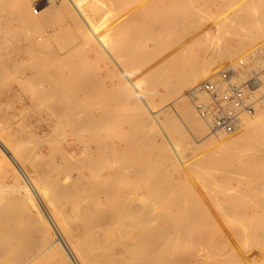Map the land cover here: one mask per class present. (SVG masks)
I'll return each instance as SVG.
<instances>
[{
  "label": "rangeland",
  "instance_id": "rangeland-1",
  "mask_svg": "<svg viewBox=\"0 0 264 264\" xmlns=\"http://www.w3.org/2000/svg\"><path fill=\"white\" fill-rule=\"evenodd\" d=\"M54 1L49 4L51 6L43 10V7L47 6L46 0H0V137L6 138L5 140L9 141L18 151L19 149L23 150L21 158L25 168H27V173L35 177L34 187L41 191V196H43L42 198L38 194L40 196L38 200L42 205H45L48 201L49 209L56 213L59 222L61 221L60 223L67 229L69 235L72 238L74 237V242H77L76 245L82 247L85 243L88 244L89 238L95 237L96 240L92 241L94 243L89 242L91 245H89L90 248L88 246V251H82L81 253L85 259L95 256L100 260L101 256L104 255L106 258L112 257L115 261L99 262L98 264H128L130 262L125 255H132V251L125 250L124 255L119 258L116 255L124 250L123 242L131 244L135 242L134 235L126 233L121 235L122 224L125 222L119 218H110L104 215L102 210V206L110 208L112 204H116L118 198L108 200L100 196L96 190L97 186L103 183L110 184L111 178L108 175L110 168L104 164H98L94 169L89 168L86 165L87 162H85L84 156L75 155L74 152H83L87 147L93 149V155H100V151L97 150V144H99L97 138L100 140V144H103L102 147L105 152H109L110 146L113 145L117 151V166L121 167L125 163L126 166H131L129 168L132 170L130 177H119V181L116 180L114 186L120 190H128V192L134 194H132V198H136L141 204L145 203L144 205L153 207L155 216L149 217V221L152 223L156 221L157 223L168 224L181 220L187 221L188 218L183 217L181 211L176 212V204L178 203V207L179 204L184 205L185 203L187 206L192 204V201L189 203L185 199V195L183 196L188 191L191 193L192 190L185 185L188 183L187 174L188 176L195 174L196 178L200 179L201 176L205 178L218 173L212 170L213 161L202 163L201 166L197 165V160L213 141L208 136L197 135L191 124H187L180 113V109L183 103L189 100L186 97L179 100L177 99L178 92H168L167 85L158 81L151 72V68H153L151 64L155 61L159 65L160 73L166 76L176 75L177 73L173 69L177 67L190 72L193 70V63H197L199 66L208 65L211 68L208 75L215 74L226 68L231 62L242 57V55L257 47L264 46V5L258 9L253 3L249 5L250 1L247 2V0H97L102 4L100 3L101 6L100 4H97L99 6L96 5L98 7L95 10L98 16L96 19L100 23L106 18L112 19V22L109 19L107 20L109 24L104 20L101 24L102 27L100 25L102 34L111 39L110 41L106 37L109 44L114 47L115 56L123 66H127L129 62L132 63L131 66H127L129 74L145 95L146 100L150 103L149 105L157 108L158 117L164 126L163 132L167 130L172 134L173 138L169 143L166 139L163 142L159 140V136L162 135L161 126L151 119V115L146 109L143 113L137 111V107H134V98L128 90H122L116 94L114 105L108 110L109 119L106 125L100 128L99 131L97 130L96 133L86 129H73L67 122L68 117H71L69 112L57 113L48 107L46 101L41 97L49 94L45 89V85L40 81L39 70L43 66L33 63V59L37 58L43 50L57 49L58 41L54 38L56 33L64 35L66 42L73 46L77 58H81L86 43V39L80 31L74 29L71 25L70 16L66 11L61 14L52 12V6L57 3V0ZM34 5H39L38 13L33 11ZM197 6L202 8L200 9ZM108 11L109 15L107 14L105 18L104 16ZM258 13L260 14L258 15ZM133 19L134 22H128ZM70 25L71 27H69ZM253 25L255 28H253ZM130 27L132 31L133 29L145 28L152 33V35L146 37L148 39L144 37L142 43L141 40L133 42L137 48L134 51L135 57L132 60L128 53L123 55L115 48V45L120 42L122 34L131 33ZM107 31L108 33H106ZM137 43L146 46V48H142ZM98 50L97 57L94 54H91V56H95L94 58L99 62H104L105 57L103 58V56L106 54L102 53L101 49ZM145 50L150 52L146 53ZM226 54H228V57L225 56ZM136 71H139V73L137 74ZM116 81L119 82L118 77ZM99 82H94L95 92H103L102 84L111 85V79L107 76L104 81L100 82L101 85ZM188 103L197 114L193 102L189 101ZM131 105L133 106L131 107ZM95 112L98 113L99 111L96 110ZM142 114H146L150 118L149 123L134 120ZM197 115L200 117L199 114ZM263 115L264 111L259 112L254 121L234 135L213 136L216 140L219 138H233L251 128L252 124ZM208 134L211 135L209 130ZM143 136L145 140H142L144 139ZM261 139L264 142V130L245 143H240L236 147V152L239 154H236L232 159L229 157L240 171L234 176L221 175L222 173L219 172L220 175L216 181L201 192L202 197H206L208 202H211L214 198L228 202L230 200L229 192L232 189H248L252 192L248 198V200L250 199V205L242 207L243 204L236 202L235 207L226 217L214 218L210 223L203 226L194 224L192 229L195 230V240L181 243L179 246L180 264H264V206L261 204L264 200V177L259 176L261 173L264 174V168L258 169L260 163L257 155L260 150L258 144L256 146L254 144ZM173 145L176 147V151L172 148ZM141 147L144 149H141ZM1 149L2 147H0V227L3 222L6 225L9 222L13 228H10L11 225L10 227H8L9 225H3L2 228L4 229L0 230V237L2 236L0 238V264H6L14 262L15 249L19 244L21 246L27 244L29 246H23L26 248L32 246L33 249H36L45 241L55 239L56 233L54 228L44 221L43 217L40 218L39 213L30 203L29 193L25 188L26 178L14 167L12 161ZM65 150L72 152L75 156H68L66 163L62 161V164L57 165L56 160L63 157ZM19 153L21 154V151ZM44 153L46 155H43ZM179 155L184 156V165L188 161L186 165L193 164L195 167L188 168L186 172L177 173L171 160L174 161L176 158V163H179ZM239 155L242 157L240 160ZM127 160L129 161L127 162ZM97 172L103 174V176ZM99 175L103 179L96 178ZM55 178H58L57 181H55ZM54 184H57L58 187L57 185L54 187ZM129 187L130 189H128ZM58 189L60 192L57 191ZM169 191L171 193H168ZM64 192L66 194H62ZM17 194L20 197L24 195L26 198L22 197L21 203L16 199V202H18L16 204L13 197L19 196ZM197 194L195 193L196 196ZM154 204H158L161 208L157 205L155 207ZM4 206L6 207L3 209ZM12 208H18L20 212H15ZM10 214L14 217H11ZM156 222L155 224H157ZM241 223L249 227V231L251 230L250 236L242 237L241 233H229L230 226L234 224L238 226ZM33 229L35 233H33ZM30 230L31 233H29ZM91 230L93 233H91ZM109 230L113 233L116 232L114 233L115 238L113 241H105L101 246L97 237L100 239ZM168 231L172 234L173 231L175 232V227L168 226ZM26 233H29L28 237L30 239L27 238ZM32 234L35 235L32 236ZM89 234H92V236L89 237ZM33 238L38 240L35 242ZM31 241L35 244L33 245ZM38 241L40 242L38 243ZM149 241L142 240L138 242L139 244L137 243L139 253L146 255L151 253L148 248ZM168 252L166 250L165 255L168 256ZM63 253L64 251H58L53 257L46 254L39 258L35 264H70L71 262L67 261ZM6 257L8 258L6 259ZM170 262L172 264V261Z\"/></svg>",
  "mask_w": 264,
  "mask_h": 264
},
{
  "label": "bare ground",
  "instance_id": "bare-ground-1",
  "mask_svg": "<svg viewBox=\"0 0 264 264\" xmlns=\"http://www.w3.org/2000/svg\"><path fill=\"white\" fill-rule=\"evenodd\" d=\"M6 1H8V0H6ZM95 1H97V0H95ZM95 1L94 0H88V1H86V0H84V1L83 0H57V3H55L52 6L51 9H52V12L54 14H61L64 11H66L69 14L70 19H71V21H70L71 25H73L74 29L80 31V33L82 34L84 39H86V43H85V46L83 47L84 49H83V54H81V58H77V56H75V54H74L73 46H71V44L67 43L66 42L67 40L64 37V35L59 32L60 34H58V33L54 34V38L56 39V41H58L57 49L51 50V51H45L42 49L43 51L40 53V55L37 58L33 59V63L40 65V66H43L39 70L40 74L39 73L38 74L41 76L40 81H42V83L45 85V89H47V92L49 93L46 95H42L41 97L43 98V100L46 101V104L48 105V107H50L53 111H55L57 113L69 112L71 117H68L67 122L73 129H75V130L86 129V130H89V131L96 133L97 130L99 131L100 128H102L104 125H106V122L109 119L108 118L109 117L108 116L109 115L108 110H109V108H111L114 105V102H115L114 99H115L116 94L120 93V91H122V90H125V91L128 90V91H130V94H132V97L134 98V107H137V111L139 110L138 112L141 111L143 113V112H145V109H146L148 111V113H150L151 119H153L154 122L158 123V125L161 126L162 135L159 136L160 138L159 137H157V138H159V140L162 142L164 139H166L167 141H169V143H171V138H173L172 134L167 130H165L163 132L164 126L162 125V122L160 121V118L158 117L157 108L149 105L150 103H148V101L146 100L145 95L143 94V92H141L139 86L136 85L135 81L133 80V78H131V75L129 74L127 66L128 65L131 66L132 63L129 62L127 64V66H123L119 62L117 57L115 56L116 53L114 51V47L111 46L108 42L109 40L111 41V39L106 36L109 39V40H107V38L104 36V34H102V32H101L102 30H100L102 28H100V25L104 22V20H106L105 22L108 23L112 19L110 20L109 18H106L107 14L109 15V11H108V13H106V16H104L106 19H104V20L102 19L103 20V22L101 21L102 23H100L99 20L96 19L98 16L95 13V10L98 9L97 6H99V5H97V4H100L101 2L99 3L98 2L99 0L97 1L98 3ZM248 1H250V3H248L249 5H252V3H253L254 6L258 9H259V7H263V5H264V0H247V2ZM53 2H55V1L54 0H46L47 6L43 7V10H45L47 7L51 6L49 4H51ZM101 4H100V6H101ZM239 5H241V4H239ZM197 7H199V6H197ZM142 9H143V7H142ZM239 9H241V8H239ZM162 10H163V8H162ZM256 11H258V10H256ZM159 14H160V12H159ZM259 14L260 13H258V15ZM109 17H111V16H109ZM182 17H181V19H182ZM108 19H109V21L107 22ZM128 22L132 23V22H134V19L132 21H128ZM155 23H157V22H155ZM174 24H176V23H174ZM71 25L69 27H71ZM137 26H138V24H137ZM101 27H102V25H101ZM253 28H255L254 25H253ZM130 30H131V33H129L127 31L128 34L124 33L121 35V37H120L121 40H120V42H118L115 45V48L120 53H122L123 55H125V53H128L130 56L128 54H126V55H128L132 60L135 57L134 51L137 48V46H135L133 42H135L137 40H139V41L141 40V43H142V40L145 39L146 37L152 35V33L149 32V30L145 29V28L137 29V30L133 29V31L131 28ZM26 31H28V30L26 29ZM118 31H119V29H118ZM110 32H112V31H110ZM72 33H75V32H72ZM106 33H108V31ZM173 33H175V32H173ZM108 36H109V34H108ZM149 38H152V37H149ZM146 39H148V38H146ZM150 40L152 41V39H150ZM172 40H173V38H172ZM139 46H141V45H139ZM141 47L146 48V46H143V45ZM98 49H101L100 51H102V53L106 54L105 56H103V58L105 57L104 62L103 61L99 62V60L94 58L99 53ZM253 50H255V49H253ZM145 52L148 53L150 51L145 50ZM91 54H94L95 56L92 57ZM225 56L228 57V54H226ZM229 56H230V54H229ZM151 65L153 66V68H151V72L155 75V78L158 81L163 82V84L167 85L168 92H171V93H173V92L177 93L178 92L177 99H179V100H183L186 97L189 101H191V99H189V97H188V90L187 89L192 88L197 83H199L202 80L210 77L208 75V72L210 71L211 68L208 65H201L200 64L201 66H199L197 63H193L194 67H193V70L190 72L184 71V70L177 67V68L173 69L177 73L174 76H172V75L166 76L165 74L160 73L161 70L159 69V65L156 64L155 61H153ZM157 68H158V70H157ZM254 68L257 69L256 66ZM136 73L138 74L139 71L138 72L136 71ZM106 76L108 78L110 77L111 85H107V84L103 85L102 84V89H103L102 91L103 92H101V93L95 92L94 82H96V83H97V81L102 82V81H104ZM262 76L264 79V73ZM117 77L119 78V82L116 81ZM100 85H101V83H100ZM263 88H264V84H263ZM160 95H162V94L160 93ZM188 102L183 103L182 107L179 105L181 107V109H180L181 115H183V117L187 121V124L188 123L191 124L194 132L197 135H200L203 137L208 136V137H210V140L213 141L212 143L209 144V147L207 149H205L203 154L199 157V159L197 160V162H198L197 165L201 166L202 163L213 161L212 162V170H214L218 173H215L214 175H210L209 176L210 178L208 176H206L205 178L201 176L200 179H197L195 174L189 175L190 177L187 174L188 183H186L185 185H186V187L188 186L189 189H192V190H191V193H189V191H188V193H186V194L182 193V194H183V196L185 195V199L188 200L189 203L192 201V204L190 206L185 205V203H184V205L179 204V207H178V205H177L178 203H177L176 204L177 208L175 207L176 212L179 210L183 214V217L186 216L188 218V219L186 218L187 221L181 220V221H178L175 223H168V224L157 223L156 221L155 222L157 224H155V222L152 223L149 221V219H150L149 217L154 215L153 214L154 213L153 207L144 205L145 203L141 204L140 202L137 201L136 198L135 199L132 198L133 193L128 192V190L127 191L123 190V189L120 190V189H118V187L114 186V185H116V180L119 181V179H118L119 177L120 178L130 177V175L132 174V170L129 168L131 166L128 167V166H126L125 163L121 167L117 166V164H118L116 162V158H117L116 152L117 151L113 145L110 146L109 152H105L103 150L104 148L102 147L103 144L101 145L100 140L97 138V143H99V144H97V150L100 151V155H98V154H97L98 156L93 155V153H92L93 149H90V148L88 149L87 147H85L86 149L83 152H79V151L74 152L75 155H83L84 156L85 162H87L86 165L89 168L94 169L96 167V165H98V164H104L106 167L110 168L109 169L110 172L107 171V172H109L108 175L111 178L110 184H104L103 183V184L97 186L96 190L100 196L105 197L108 200L118 198V202L116 204H112V206L110 208L108 206H102V210H103L104 215L109 216L110 218H119L125 222L124 224H122L123 229L122 230L119 229V230H121L120 231L121 235H124L125 233L134 235L135 242L133 244H131L129 242H123L124 250L117 253V255L115 253L117 258H119V257H122L124 255L125 250L129 251V252L132 251L133 252L132 255H130V254L125 255V257L127 256L126 259L132 264H170L171 263L170 261H172V264H180V255H179L180 253L178 252L179 246L181 243H185L187 241L195 240V236H194L195 230L192 229L194 224H196L198 226H203L204 224L210 223L211 220L214 218L226 217L227 214L229 215V212L233 209V207H235L236 202H240V204H243L242 207L250 205V202H249L250 199L248 200V198L250 197L252 192H250V190H248V189H241V190H239V189L233 190L232 189V191L229 192L230 200L229 201L227 200L228 202L219 201L216 198H214L211 202H208L206 197H202L201 192H203L204 189L209 188L216 181V179L218 178L220 173H222L221 175L234 176L240 171V169L237 168L231 162L229 157H231V159H232V157H235L236 154H239L238 152H236L237 151L236 147L239 146L240 143L241 144L245 143L249 139L257 136V134H259L260 131L264 130V115H263V117L261 116V118L259 120L257 119V121H255L252 124L251 128H249L248 130L244 129L246 131L245 132L242 131L243 133H241L240 135H237L233 138H219L218 140H216L213 135L208 134V130L210 128L209 123L206 120H204L203 118H200L197 115L199 113L196 114L195 110L193 109V107ZM132 106L133 105H131V107ZM96 110H97V112L98 111L99 112L96 113L95 112ZM149 119L150 118L148 116H146V114L145 115L142 114V115L136 117L134 120L145 121V122L149 121L150 122ZM165 119H168V118H165ZM153 120H151V121H153ZM252 121H254V119L251 120L249 123H247L243 128L247 127ZM73 133H75V131H73ZM236 133H234V134H236ZM234 134H232V135H234ZM139 136H141V135H139ZM227 136H231V135H227ZM142 138H144V139H142ZM142 138H141L142 140H145L144 136ZM5 139L0 137V147H2V149L4 151V152L3 151L2 152L12 161L14 167L20 173H22L24 175V177L26 178L25 188L29 193L30 203L36 209V211L39 213L40 218L43 217L44 221L46 223H49L50 227L52 226V228H54L55 233H56L55 239H52V240L50 239L48 241H45L43 244L39 245L38 248L36 247V249H33L32 246H30L29 248L24 247L25 245L29 246L27 244H22V246L19 244V246H17V248L15 249V253H14V257H13L14 262L13 263L11 262V263L12 264H35L37 262V260L39 258L43 257L44 255L49 254L50 256L53 257V255L57 254L58 251H60V252L64 251L63 254L67 258V261L71 262L70 264H98L99 262L100 263H106V262L108 263V261L109 262L115 261L112 257L106 258L104 255L101 256L100 260L95 258V256L94 257L90 256V257H87L86 259L82 256V254H81L82 251H88V246L91 245L89 242L96 240L95 237H93L92 234H89V237L92 236L93 238L91 237L88 239V241H89L88 244L85 243L84 246H82V247H78L76 245L77 242L76 243L74 242V237L72 238L69 235L67 229L62 225V223H60L61 221L59 222V219L57 218L56 213L49 209L48 201H46V204H45L46 208H45V205L43 204L44 205V207H43V205L38 200V199H40V196H41L40 192L41 191H39L36 187H34L35 183H36L35 177L33 175H31V174L29 175V173H27V168H25V165H24L23 160L21 158L23 150L19 149V151H21V154H20L18 149L16 147H13V145ZM33 139H35V138H33ZM207 139H209V138H207ZM138 141H140V140H138ZM143 143H144V141H143ZM254 144H255V146L258 144L257 146L260 150V151H258V155H257V156H259L258 161L260 163V166L258 169L264 168V142L261 139V140H258L257 143H254ZM172 148L174 149V151L177 150L174 145ZM141 149H144V148L141 147ZM24 150L26 151V149H24ZM39 150H40V148H39ZM129 150H131V149H129ZM74 154L70 151L65 150L63 152V157L61 159L56 160L57 165L59 163H61L62 161L65 162L67 160L68 156H73ZM43 155H46V153H44ZM169 155H170V153H169ZM237 157H238V155H237ZM169 158H171V157H169ZM241 158L242 157H240V155H239V160ZM125 159L126 158L124 157V160ZM178 159L180 160L179 163H176V160H177L176 158L174 161L171 160V163H173V166H174V170L177 173L186 172V171H188V168L195 167L193 164H189V165L187 164L186 165V163L188 161H186V163L184 165V156L183 155H179ZM74 160H76V159L74 158ZM128 161L129 160H127V162ZM149 161H151V160H149ZM145 168H146V166H145ZM160 169H162V168H160ZM138 170H140V169H138ZM158 170H159V168H158ZM98 174L101 175V173H98ZM100 175L97 176L96 178H98V179L101 178ZM163 175H164V173H163ZM101 176H103V174ZM259 176L264 177V174L261 173V174H259ZM94 178H95V176H94ZM55 179L54 180L57 181L58 178H55ZM60 179H59V181H60ZM101 179H103V178H101ZM124 181H123V183H124ZM101 183H102V181H101ZM91 184H93V183H91ZM56 185L54 187H56ZM61 185H62V183H61ZM57 187H58V185H57ZM128 189H130V187ZM181 189H182V187H181ZM181 189H180V191H181ZM19 190H17V192H19ZM43 190H44V188H43ZM196 190H197V192H196ZM57 191L60 192L59 189ZM158 191L160 192L161 189ZM144 193L146 194V192H144ZM168 193H171V192L169 191ZM195 193L196 194L198 193L197 196L195 195ZM22 194H21V196H22ZM38 194H40V196H38ZM62 194H66V192H64ZM117 194H118V196H117ZM157 194H159V193H157ZM17 195H19V194H17ZM119 195H121V196H119ZM137 195H135V196H137ZM169 195H171V194H169ZM176 195H179V194H176ZM143 196H145V195H143ZM149 196H150V194H149ZM19 197H20V195L13 197L16 204L18 203L16 201L18 200L20 202V200L22 199V197H24V195L20 198ZM41 197L43 198V196H41ZM139 197H140V195H139ZM24 198H26V196ZM145 201H147V200H145ZM150 201H152V200H150ZM183 201H185V200L183 199ZM57 202H58V200H57ZM11 203H13V202H11ZM152 204H153V202H152ZM261 204L264 206V200L262 201ZM155 205L159 206L158 204H154V206ZM163 206H165V205H163ZM5 207L6 206H4L3 209ZM18 207H19V204H18ZM20 207L22 208V206H20ZM16 209H18V208H16ZM16 209L12 208L13 211L15 210V212H20L19 209L18 210H16ZM12 210H10V211H12ZM157 212H159V211H157ZM159 213H161V212H159ZM155 214H156V212H155ZM7 215H9V214H7ZM14 215H11V217L12 216L14 217ZM16 217H17V215H16ZM154 219H155V217H154ZM115 220H114V222H115ZM10 222H11V220H10ZM71 222H72V220H71ZM97 223H100V222H97ZM13 224H14V222H13ZM3 225L5 226L6 224H4V222H3ZM10 225L11 224H9V222H8V224L6 226L10 227ZM117 225H119V224H117ZM2 226L0 228H2ZM168 226L169 227H175V232L173 231L171 234L168 231ZM10 228L13 229L12 225ZM67 228H69V227H67ZM73 228H75V227H73ZM248 228L249 227H247V225H245L243 223L239 224L238 226L234 224L233 226H230L229 233L230 234L241 233L242 237H246L247 235L250 236L251 230L249 231ZM3 229L4 228H2L0 230L2 231ZM81 230H82V228H81ZM13 231H11V232H13ZM51 231H52V229H51ZM29 233H31V230ZM33 233H35L34 229H33ZM91 233H93V231ZM114 233H116V232H114ZM114 233L109 230L100 239L97 237V239L100 240L99 242L101 243V246L103 245V243L105 241H113V239L115 238ZM28 234H27V238H29ZM34 235L32 234V236H34ZM9 236H11V235H9ZM120 237H122V236H120ZM27 238L25 237V239H27ZM168 238H169V240H168ZM37 240L34 239L35 242ZM142 240H150L149 241L150 244H149L148 248H149V250H151V253H149V255L141 254L138 252V244H139L138 242L142 241ZM13 241H14V239H13ZM32 241H31V243H32ZM24 242H25V240H24ZM39 242L40 241H38V243ZM31 243L29 242V244H31ZM92 243H94V242H92ZM145 244H147V243H145ZM258 244H260V243H258ZM3 245H5V244H3ZM95 245H97V244L95 243ZM95 245H93V246H95ZM95 247H92V248H95ZM3 248H5V247H3ZM89 248H90V246H89ZM12 249H14V248H12ZM91 250H93V249H91ZM166 250L169 251L168 256L165 255ZM199 250H201V249H199ZM12 251H11V253H12ZM2 255H4V254H2ZM5 256H7V255H5ZM58 257H60V255H58ZM7 258L8 257H6V259ZM114 258L116 259L115 256H114ZM52 259H54V258H52ZM11 263H6V264H11ZM38 263H40V262H38ZM130 263H128V264H130Z\"/></svg>",
  "mask_w": 264,
  "mask_h": 264
},
{
  "label": "built area",
  "instance_id": "built-area-1",
  "mask_svg": "<svg viewBox=\"0 0 264 264\" xmlns=\"http://www.w3.org/2000/svg\"><path fill=\"white\" fill-rule=\"evenodd\" d=\"M33 11L38 13L39 5ZM263 73L264 46H260L188 90L211 135H232L264 111Z\"/></svg>",
  "mask_w": 264,
  "mask_h": 264
}]
</instances>
